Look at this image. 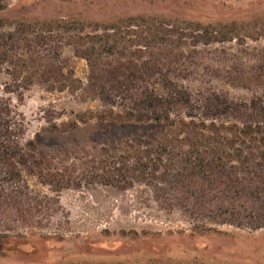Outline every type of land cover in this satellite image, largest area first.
Instances as JSON below:
<instances>
[{"label":"rangeland","instance_id":"obj_1","mask_svg":"<svg viewBox=\"0 0 264 264\" xmlns=\"http://www.w3.org/2000/svg\"><path fill=\"white\" fill-rule=\"evenodd\" d=\"M0 20V32L23 23L30 48L48 53L83 86L89 67L68 37L107 30L125 38L127 58L155 53L151 60L165 66L150 81L157 94L169 82L192 99L220 96L264 108V0H9ZM28 52L18 46L16 54ZM0 60V96L22 123L23 141L35 142L24 175L53 212L41 229L0 232V264H264V228L200 232L182 211L154 199L151 177H138L137 164L152 169L159 144L175 130L120 121L118 109L110 116L77 84L60 90L55 77L23 87L16 68ZM242 112L215 123L239 125ZM116 162L129 169L114 177L120 187L101 182L106 167L118 175Z\"/></svg>","mask_w":264,"mask_h":264},{"label":"trees","instance_id":"obj_2","mask_svg":"<svg viewBox=\"0 0 264 264\" xmlns=\"http://www.w3.org/2000/svg\"><path fill=\"white\" fill-rule=\"evenodd\" d=\"M8 2L0 0V10ZM24 27L20 22L13 31L0 32V56L16 68L15 80L23 87L33 79L47 82L55 77L60 90L67 87L66 83L77 84L90 95L88 98L99 100L110 116L113 109H118L115 116L120 121L154 123L177 132L162 139L165 141L159 144L160 154L152 169L148 163L137 164L140 179L151 177L155 181L152 194L161 206L179 209L200 232L210 229V225L264 228V108L254 101L235 106L220 96L192 99L169 82L163 84L165 93L157 94L149 87L150 81L165 73V66L151 60L155 53L146 58H127L130 50L124 44L120 46L125 38L119 32L108 34L107 30L68 37L75 54L89 67L83 86L72 76H65L48 53L30 48L32 39L25 36L28 32ZM18 46L28 49L27 56L16 54ZM238 110L243 111L239 125L215 123L237 117L233 113ZM23 136L22 123L11 114L8 100L0 96V232L41 229L42 222L53 213L48 207L50 198L34 191L24 175L31 169L35 142L25 143ZM115 165L119 166L113 169L115 173L129 170L121 163ZM110 172L107 167L102 171L101 182L120 187V180L114 179L120 173L109 176ZM121 180L125 183L124 178Z\"/></svg>","mask_w":264,"mask_h":264}]
</instances>
